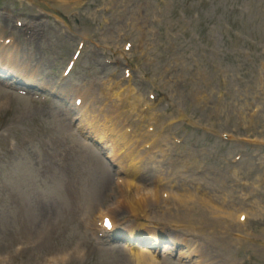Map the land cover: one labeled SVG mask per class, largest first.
I'll use <instances>...</instances> for the list:
<instances>
[{
	"label": "rangeland",
	"instance_id": "rangeland-1",
	"mask_svg": "<svg viewBox=\"0 0 264 264\" xmlns=\"http://www.w3.org/2000/svg\"><path fill=\"white\" fill-rule=\"evenodd\" d=\"M109 1H61L52 9L45 0H35V5L45 11L43 22L38 25L29 23L32 27L30 32L23 31V26L22 31L11 33V36L26 56L36 59L33 62H46V67L49 61L64 62L77 45L83 44L73 77L63 85L65 89H70L83 76L98 85L114 83L118 75L114 74L115 65L109 63L110 58L115 61L109 46L119 34L126 35L129 40L136 37V30L127 25L134 2L140 0H117L115 11L98 10L107 8L104 3ZM151 1L142 0L141 6L148 10L160 8L150 19L155 31L152 34L154 42H151V47H145L147 44L143 43L140 50H134L137 62L160 75L162 66L171 59L172 73L164 86L156 79L159 90L155 94L161 92V111L166 110L176 119L182 116L188 119V128L183 130V148L199 165L207 166L203 176L205 183L216 175L218 180L213 187L216 184L221 186L232 181L235 170L248 185H235L232 194L237 198L248 196L244 203L247 207L249 203L260 202L263 208L258 211V205L248 214V225L244 228L250 239L224 244V256L233 264H264V248L255 242L259 239L264 242V185L258 187L259 191L252 187L253 181L264 173V69L261 82L257 75L259 67L264 66V54L259 53V49H264V0H154L159 5ZM0 7L13 14L7 20L5 16L0 17V24L7 30L15 18L24 23L35 13V8L27 1L0 0ZM55 9L59 11V19L48 15ZM22 12L23 15L18 14ZM152 60V64L147 65ZM180 76L183 78V90L179 85ZM48 81L51 85L54 82L50 78ZM147 83L151 84L150 81ZM147 83L139 89L141 99H145L151 90ZM198 90L207 94L206 101L201 100V94L196 93ZM124 102L133 101L124 99ZM229 104L235 110L233 115L227 110ZM53 106L38 96L20 95L0 86V121L3 124L0 134L5 131L16 134L7 138L0 135V144L33 132L54 133L55 115L61 116L62 111ZM211 121L214 122L212 129ZM180 128L177 123L173 130ZM221 133L230 134L231 139L221 141L218 137ZM21 153L26 160L18 165L17 171L21 174V189L29 201L31 216L25 212L19 218L15 209L12 215L0 217V251L5 253L10 247L15 248L19 242L13 240L19 229L34 228L42 209L50 211L48 219L40 226L44 238L37 247L31 248L30 245L25 249L23 263L38 264L48 253L58 255L72 246L82 250V239L85 237L89 242L91 239L83 225L87 213L82 211L83 202H80L79 194L84 193L90 202L100 199L98 191L105 174L103 164H99L90 152L86 158L75 157L70 164L53 148L43 147L37 154L22 149ZM236 155L239 159L233 164L231 159ZM93 160L100 166L94 167ZM8 166L5 165V173H9L6 170ZM91 169L95 172L92 173ZM45 171L55 172L62 179L69 178V171H72V190L62 197H48L40 182ZM93 248L97 250L95 246ZM112 253L125 259L123 252L124 255L117 251ZM90 257L91 254L84 262L72 257L61 264H111V260L116 258L110 255L107 259V255L102 253L96 262H91ZM173 257V254L166 257V261L176 262ZM11 262L13 260H9Z\"/></svg>",
	"mask_w": 264,
	"mask_h": 264
},
{
	"label": "bare ground",
	"instance_id": "bare-ground-1",
	"mask_svg": "<svg viewBox=\"0 0 264 264\" xmlns=\"http://www.w3.org/2000/svg\"><path fill=\"white\" fill-rule=\"evenodd\" d=\"M139 124V123H137ZM151 126L153 128H159L163 126V123L160 121H156L153 123H150ZM111 132L112 134L114 132H116V128H112V127H107V125L102 126L101 124H99L96 128V130H94V132H96V134L99 136L100 140H105V135L107 134V132ZM128 139L126 138V136L122 133H118L116 138H111L109 141L112 142V146L114 147V150L117 149V147H119L120 150L122 149H127V145H126V141ZM136 160V156H135V152H129L126 151L124 156L122 157V162H128L130 161V165H132V167H137L138 164L134 161ZM146 164V165H145ZM150 167L152 166V163ZM147 166V163H144V167ZM125 172L129 175V176H135L137 173L126 169ZM138 174H140V172H138ZM135 197L133 194L131 193H126L122 196V202H127L132 201L131 203H135L136 204V209L138 208V205L141 206V203L143 204H147L146 201H144V194L142 195L141 192H136L134 193ZM142 196V197H141ZM136 198V199H135ZM165 211V212H163ZM171 208L168 206H157V211L155 213V218H159L162 220H167V219H171V220H176V223L179 226H183V224H185L186 228L191 227V229L198 231L201 235L206 234V230H204V228L202 227L203 224H208L211 227L207 230L208 233H213L214 235V240L213 242H216V235L219 237V242L218 244L221 245L222 240L224 239V235L228 233V228H230L229 226V216L227 217H220L217 216L214 212H211L212 214H207V215H202V216H194L193 212H190V207L187 208V212H180V210H178L177 212L171 213ZM224 221V223H223ZM197 223V224H201V226H194L193 224ZM207 236V235H206ZM142 247V246H141ZM204 254L205 256H210L211 260H214V258L211 257V253L212 251L208 248L204 247ZM135 257L136 260L138 261V254L135 253ZM144 257V256H141ZM143 263L142 264H158L152 261H144L142 259ZM203 262H206V258H202ZM197 264H200V261L197 262Z\"/></svg>",
	"mask_w": 264,
	"mask_h": 264
}]
</instances>
